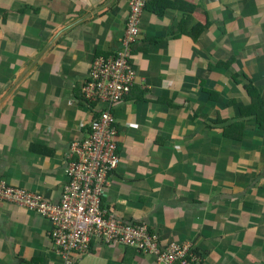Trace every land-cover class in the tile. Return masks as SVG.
Segmentation results:
<instances>
[{"label":"crops","instance_id":"crops-1","mask_svg":"<svg viewBox=\"0 0 264 264\" xmlns=\"http://www.w3.org/2000/svg\"><path fill=\"white\" fill-rule=\"evenodd\" d=\"M128 9L0 0V180L59 200L68 147L103 109L82 99L83 83L94 57L119 48ZM130 62L102 206L146 222L163 245H193L199 264H264V128L238 111L251 105L249 81L264 100V0H148ZM50 226L0 201V264H63ZM73 264L155 257L96 241Z\"/></svg>","mask_w":264,"mask_h":264},{"label":"built area","instance_id":"built-area-1","mask_svg":"<svg viewBox=\"0 0 264 264\" xmlns=\"http://www.w3.org/2000/svg\"><path fill=\"white\" fill-rule=\"evenodd\" d=\"M148 0H129L128 16L119 48L110 56L94 57L82 86V99L102 103L90 132L71 141L66 153V181L57 202L41 193L13 187L0 180V201L26 207L47 218L50 236L63 264L88 252L93 242L130 246L155 257V264H199L201 257L189 243L161 244L144 221H127L102 206L110 174L118 167L117 128L113 107L134 85L131 53L140 36L141 16Z\"/></svg>","mask_w":264,"mask_h":264},{"label":"trees","instance_id":"trees-1","mask_svg":"<svg viewBox=\"0 0 264 264\" xmlns=\"http://www.w3.org/2000/svg\"><path fill=\"white\" fill-rule=\"evenodd\" d=\"M202 30L203 29L201 28L198 33H200ZM234 79L237 80L238 83L240 82L239 75L235 74ZM244 87L246 88L247 94L250 96L252 102L249 107L243 108V109L239 108L238 111L240 114H244V115H246V113H251V115L254 116L255 121H257L258 123L259 129H263L264 128V100L262 99L260 92L256 89V87L251 81L245 84Z\"/></svg>","mask_w":264,"mask_h":264}]
</instances>
